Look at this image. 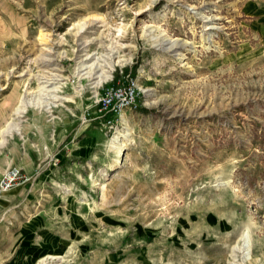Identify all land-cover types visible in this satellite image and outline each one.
Wrapping results in <instances>:
<instances>
[{
  "label": "rangeland",
  "instance_id": "374dc122",
  "mask_svg": "<svg viewBox=\"0 0 264 264\" xmlns=\"http://www.w3.org/2000/svg\"><path fill=\"white\" fill-rule=\"evenodd\" d=\"M0 146V264H264V0H0Z\"/></svg>",
  "mask_w": 264,
  "mask_h": 264
},
{
  "label": "built area",
  "instance_id": "2783aa9c",
  "mask_svg": "<svg viewBox=\"0 0 264 264\" xmlns=\"http://www.w3.org/2000/svg\"><path fill=\"white\" fill-rule=\"evenodd\" d=\"M133 101L132 91L130 89L108 93L101 101L102 109L109 111H121L127 108ZM21 181L19 169L12 168L4 172L0 177V196L7 193Z\"/></svg>",
  "mask_w": 264,
  "mask_h": 264
},
{
  "label": "crops",
  "instance_id": "0c3cea01",
  "mask_svg": "<svg viewBox=\"0 0 264 264\" xmlns=\"http://www.w3.org/2000/svg\"><path fill=\"white\" fill-rule=\"evenodd\" d=\"M1 146H0V150H1ZM9 166V163H3L2 161H0V177L2 176V174L4 173V170ZM2 200V199H1Z\"/></svg>",
  "mask_w": 264,
  "mask_h": 264
},
{
  "label": "bare ground",
  "instance_id": "6f19581e",
  "mask_svg": "<svg viewBox=\"0 0 264 264\" xmlns=\"http://www.w3.org/2000/svg\"><path fill=\"white\" fill-rule=\"evenodd\" d=\"M82 27H81V25L79 26V30L81 29ZM85 61V60H84ZM121 147H123V145H121Z\"/></svg>",
  "mask_w": 264,
  "mask_h": 264
}]
</instances>
